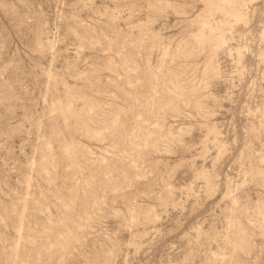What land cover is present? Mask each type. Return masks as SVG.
I'll list each match as a JSON object with an SVG mask.
<instances>
[{
  "label": "rangeland",
  "instance_id": "1",
  "mask_svg": "<svg viewBox=\"0 0 264 264\" xmlns=\"http://www.w3.org/2000/svg\"><path fill=\"white\" fill-rule=\"evenodd\" d=\"M0 264H264V0H0Z\"/></svg>",
  "mask_w": 264,
  "mask_h": 264
}]
</instances>
